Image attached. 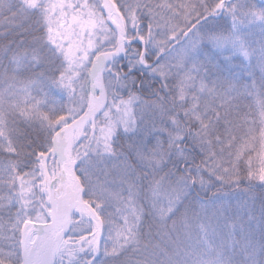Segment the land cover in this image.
Instances as JSON below:
<instances>
[{"label": "snow or ice", "instance_id": "6c2138e0", "mask_svg": "<svg viewBox=\"0 0 264 264\" xmlns=\"http://www.w3.org/2000/svg\"><path fill=\"white\" fill-rule=\"evenodd\" d=\"M0 264H264V0H0Z\"/></svg>", "mask_w": 264, "mask_h": 264}]
</instances>
